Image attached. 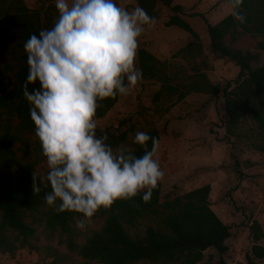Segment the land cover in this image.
<instances>
[{
    "label": "rangeland",
    "instance_id": "1",
    "mask_svg": "<svg viewBox=\"0 0 264 264\" xmlns=\"http://www.w3.org/2000/svg\"><path fill=\"white\" fill-rule=\"evenodd\" d=\"M23 1L31 12H42L39 0ZM117 3L129 10L137 6L135 0H117ZM175 4L189 14H204L212 25L231 15L227 0H177ZM12 15L14 12L8 11L0 19V135L9 130L21 139L15 145V160L0 167L1 182L8 185H14L22 175H31L33 180L36 176L38 180L35 183H38L49 171L38 137L35 134L20 135V118L13 101L9 99L18 86V73L24 64V29L18 19L12 22L6 19ZM51 15L56 22L57 9ZM173 15L171 10L162 8L155 26L145 27L138 52L146 49L156 56L164 64V76L169 78V85L180 92L170 93L162 82L143 78L129 95L120 96L118 103L104 118H97V129L103 130L128 121L135 130L129 134L125 144L114 150H133L137 131L148 133L161 124H167L172 137L161 145L167 153L166 162L161 166L165 172L161 203L210 185L212 209L231 228L226 260L229 264H247V257L257 243L253 226L258 224L264 233V135L249 117L238 125L235 134L228 133L224 89L228 82L237 79L240 69L211 53L208 25L201 17L181 15L200 35L209 68L206 70L201 64L202 58L184 53L194 39L180 28L168 25ZM255 43L253 39H247L242 46L251 48ZM203 75L220 88L219 94L193 92L192 87ZM159 92L162 95L157 100ZM182 96L185 98L181 99ZM238 170L244 176H240ZM81 219L84 218L76 219L74 224L79 244H83L93 232L100 231L105 224V217L96 213L91 220H85V230H80L76 224ZM26 221L36 230L35 235L26 239L9 231L7 234L16 249L13 253L0 254V264L84 262L68 250L60 232L50 231L46 210L28 215ZM150 227L158 229L161 224L155 218H146L137 227L127 230L134 238H143ZM258 244L264 247V238ZM205 255V262L211 257L215 261L219 259L214 249Z\"/></svg>",
    "mask_w": 264,
    "mask_h": 264
},
{
    "label": "trees",
    "instance_id": "2",
    "mask_svg": "<svg viewBox=\"0 0 264 264\" xmlns=\"http://www.w3.org/2000/svg\"><path fill=\"white\" fill-rule=\"evenodd\" d=\"M148 14L158 21L162 8L171 10L174 14L168 25L178 27L191 34L194 43L184 51L193 58H202V65L209 68L204 57V47L200 35L181 17H201L208 25L210 35L209 50L222 60H228L240 69L236 80L227 83L224 89V99L227 117V130L235 134L238 125L246 118L252 119L264 135V0H244L242 12L246 22L241 24L228 16L217 25H212L204 14L191 13L175 5L177 0H135ZM55 0H39L42 12H31L23 0H0V19L10 11L9 22L19 20L24 29L25 42L32 34H39L42 29L53 27L55 19L52 12L56 9ZM49 5V6H47ZM247 39L256 41L251 48L242 44ZM24 64L18 73V86L9 97L15 106V112L20 118V135L35 134V125L30 118V105L23 94V86L27 81V54L23 51ZM138 68L143 71L144 79L160 81L170 93L180 92L169 85V78L164 76V64L146 49H141L137 55ZM39 84L29 85V90L38 88ZM195 93L216 95L220 88L214 86L206 76L192 87ZM162 93L157 94L159 100ZM120 96L106 99L99 103L97 118L102 119L118 103ZM185 98L182 96L181 99ZM135 128L128 121L106 129H97L98 136H107V143L117 149L125 144L129 134ZM148 134L159 141L157 157L162 166L166 162L167 153L161 149L165 140L172 137L167 124H161ZM21 137L6 131L0 135V167L15 160V145ZM151 150V141L148 144ZM136 156H142L144 149L136 145L131 150ZM239 167V164H237ZM240 176H244L238 170ZM34 180L31 175H22L14 185L1 182L0 179V254L13 253L16 245L9 239L8 232L19 233L24 238L33 237L36 230L26 221L28 215L46 210L48 227L51 232H60L63 243L71 253H76L84 262L82 264H229L226 254L229 252L228 241L232 237L231 228L227 226L213 211L210 203L212 188L210 185L196 189L172 201L161 203L162 181L153 191L149 202H144L140 194L132 200L117 201L110 209H101L97 214L105 217V224L100 231L93 232L83 244L77 241L74 229L76 219L83 216L73 213H58L46 204L45 196L51 192V187L40 185L39 194L34 193ZM155 218L161 227H150L145 237L134 238L127 228H135L141 220ZM257 243L247 257V264H264V247L259 241L264 233L258 224L253 226ZM214 249L219 259L211 257L205 262L206 253ZM58 264V263H53Z\"/></svg>",
    "mask_w": 264,
    "mask_h": 264
},
{
    "label": "clouds",
    "instance_id": "3",
    "mask_svg": "<svg viewBox=\"0 0 264 264\" xmlns=\"http://www.w3.org/2000/svg\"><path fill=\"white\" fill-rule=\"evenodd\" d=\"M227 2L234 20L245 23L244 0ZM55 7L53 27L24 44L23 94L49 169L38 183L34 176L33 189L39 194L41 184L50 186L46 204L83 216L76 227L85 230V220L117 201L143 194L149 202L165 177L159 141L147 132L137 131L133 140L144 149L139 157L127 148L114 150L106 135H97L99 103L127 96L142 82L143 71L136 67L139 40L156 20L138 4L129 10L117 0H55Z\"/></svg>",
    "mask_w": 264,
    "mask_h": 264
},
{
    "label": "crops",
    "instance_id": "4",
    "mask_svg": "<svg viewBox=\"0 0 264 264\" xmlns=\"http://www.w3.org/2000/svg\"><path fill=\"white\" fill-rule=\"evenodd\" d=\"M176 5V4H175Z\"/></svg>",
    "mask_w": 264,
    "mask_h": 264
}]
</instances>
